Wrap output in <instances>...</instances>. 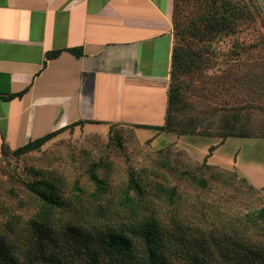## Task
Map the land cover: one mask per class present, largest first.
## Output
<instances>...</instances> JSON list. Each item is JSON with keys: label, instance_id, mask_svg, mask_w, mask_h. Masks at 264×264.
<instances>
[{"label": "rangeland", "instance_id": "374dc122", "mask_svg": "<svg viewBox=\"0 0 264 264\" xmlns=\"http://www.w3.org/2000/svg\"><path fill=\"white\" fill-rule=\"evenodd\" d=\"M227 1L237 9L246 4L248 12H245L246 17L241 20L236 33L216 40L218 44L210 51L209 68L184 77L186 110L179 113L180 118L199 119L190 133L154 132L136 129V125L108 128L70 126L40 150L21 157L13 156L14 150L10 148H6L4 153L1 150L0 201L14 207L13 210L22 216L13 238L23 253L22 259L29 253L34 259L32 264H49L47 252L39 253L34 247L35 234L30 219L38 203L27 189V184L43 174L59 186L60 196L70 210L76 204L75 185L83 190L84 201L89 197L87 194L93 192V182L89 177L91 171L96 170L105 178L109 176L114 190L119 191L125 188L131 169L148 181L154 176L150 171L161 166L164 158L171 166L161 170L165 183L177 187L186 205L201 199L202 203L213 207L210 210H222L225 221H234L231 228L237 227L243 216L264 207V5L259 0ZM179 3V17L183 22L195 16L192 7H187L190 1L180 0ZM253 5H257L259 10L255 11ZM233 124V136L225 137ZM103 161L106 167L99 165ZM210 166L220 173L219 181L211 182L210 170L206 168ZM33 170L40 176L34 175ZM185 172L202 174L209 181L207 189L187 180ZM242 175L255 186L240 180ZM168 206L167 202L163 204L160 212L171 222L166 226L175 220ZM78 207L82 209V204ZM183 210L179 208L177 212ZM5 220L0 218V226H4ZM57 220L51 227L54 237L48 243V251L60 262L86 264L81 244L77 245L71 237L63 235L69 218L58 216ZM109 224L105 220L95 227L87 226L86 230L98 238L104 232L102 228ZM171 230L179 234L178 230ZM189 242L191 238L187 237L183 238L182 245L179 236L165 238L167 264H185L184 255L188 249L185 244ZM93 246L100 248L98 242ZM135 246L134 264H147L146 244L138 242ZM210 252L220 255L216 247ZM99 264L103 263L100 261Z\"/></svg>", "mask_w": 264, "mask_h": 264}, {"label": "crops", "instance_id": "0c3cea01", "mask_svg": "<svg viewBox=\"0 0 264 264\" xmlns=\"http://www.w3.org/2000/svg\"><path fill=\"white\" fill-rule=\"evenodd\" d=\"M174 2L0 0V153L70 126L163 125Z\"/></svg>", "mask_w": 264, "mask_h": 264}, {"label": "trees", "instance_id": "16d2710c", "mask_svg": "<svg viewBox=\"0 0 264 264\" xmlns=\"http://www.w3.org/2000/svg\"><path fill=\"white\" fill-rule=\"evenodd\" d=\"M179 1L174 2V47L165 123L161 126L136 125L134 126L136 129L186 135L194 126L196 127L198 118L186 120L181 119L179 115L186 110L184 77L194 76L195 72H204L209 68L210 51L218 44L216 40L236 33L241 20L246 17L245 12H248L246 4L237 9V6L227 0H184L190 1L187 7H192L195 16L183 22L179 17L181 13ZM253 6L255 11L259 10L257 5ZM61 52L52 51L48 53V58H56ZM73 52L78 56L82 55L80 49ZM23 94L25 91L9 95L7 99ZM234 130L233 124L229 128L228 135L224 134V136H233ZM61 131L32 140L15 149L12 154L21 157L38 151ZM6 148L8 147L2 146V153ZM161 162H163L161 166L150 171L154 176L148 181L131 169L125 188L119 191L114 190L109 176L105 178L96 170L91 171L89 177L93 182V192L87 194L89 197L84 201L83 190L75 185L76 204L70 210L66 208L67 203L60 196L59 186L45 178L44 174L27 184L28 191L38 203V208L30 219L35 234L36 251L42 254L47 252L49 264H69L65 260L58 261L55 255L48 251L50 248L48 243L54 237L51 227L58 222V216H61L62 219L68 217L70 220L65 222L68 227L63 231V235L71 237L70 239L75 240L77 245L81 244L83 247L81 252L86 255V264H99L100 261L103 264H134L135 244L138 242L147 246L145 263L167 264L169 260L163 240L175 236L180 237L181 245L183 238H191V242L185 244L188 247L184 255L185 264H221V262L228 264L227 260L233 261V264H264V207L243 216L238 226L231 228L234 221H225L222 210L216 208L210 210L213 207L202 203L201 199L195 204L186 205L177 187L168 186L161 173L163 169H170V162L164 158ZM105 164L104 161L99 163L100 166L106 167ZM206 168L210 170L211 182L219 181L220 173L216 168L211 166ZM32 172L40 176V173L34 170ZM108 172L110 173V167ZM184 174L187 180L204 190L207 189L209 181L202 174L192 172ZM239 179L250 184L249 179L243 175ZM166 202L175 219L170 226L166 225L171 222L160 213L161 206ZM184 203L185 207H183ZM81 204L82 209L78 207ZM179 208L184 209L183 212L178 213ZM13 209L15 208L0 201V218L7 219L4 226H0V264H32L34 259L31 255L28 253L22 259L23 253L13 241L17 226L22 221V216ZM176 214H178L177 218ZM78 218L82 223L77 220ZM105 220L110 224L102 228L104 232L101 237L96 238L86 230L87 226L95 227ZM171 228L178 230L179 234L177 235ZM252 240L259 243H254ZM97 242L100 248L93 246ZM213 247L219 250V256L210 252Z\"/></svg>", "mask_w": 264, "mask_h": 264}]
</instances>
